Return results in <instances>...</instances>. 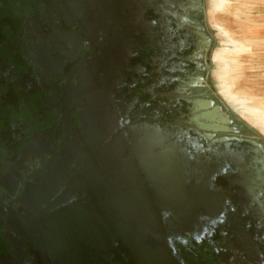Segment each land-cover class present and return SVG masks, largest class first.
Returning a JSON list of instances; mask_svg holds the SVG:
<instances>
[{
    "label": "flooded vegetation",
    "instance_id": "af4514ba",
    "mask_svg": "<svg viewBox=\"0 0 264 264\" xmlns=\"http://www.w3.org/2000/svg\"><path fill=\"white\" fill-rule=\"evenodd\" d=\"M217 42L206 0H0V264H264Z\"/></svg>",
    "mask_w": 264,
    "mask_h": 264
},
{
    "label": "rangeland",
    "instance_id": "374dc122",
    "mask_svg": "<svg viewBox=\"0 0 264 264\" xmlns=\"http://www.w3.org/2000/svg\"><path fill=\"white\" fill-rule=\"evenodd\" d=\"M206 4L218 40L213 78L220 92L242 120L235 106L239 102L264 116V0H206ZM252 127L264 137L263 129Z\"/></svg>",
    "mask_w": 264,
    "mask_h": 264
},
{
    "label": "bare ground",
    "instance_id": "6f19581e",
    "mask_svg": "<svg viewBox=\"0 0 264 264\" xmlns=\"http://www.w3.org/2000/svg\"><path fill=\"white\" fill-rule=\"evenodd\" d=\"M223 55L226 53L225 48L222 50ZM225 64V60L222 62V65ZM223 69V67H222ZM238 111L240 112V115L247 120L249 123H251L253 126L256 125L260 129L264 130V116L259 114L257 111L254 110V108L250 107L249 105H246L243 102L237 103L235 105Z\"/></svg>",
    "mask_w": 264,
    "mask_h": 264
}]
</instances>
